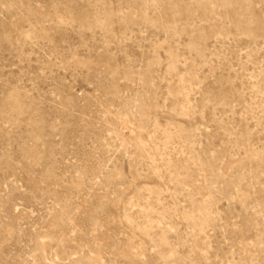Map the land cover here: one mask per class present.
Wrapping results in <instances>:
<instances>
[{
    "label": "rangeland",
    "instance_id": "obj_1",
    "mask_svg": "<svg viewBox=\"0 0 264 264\" xmlns=\"http://www.w3.org/2000/svg\"><path fill=\"white\" fill-rule=\"evenodd\" d=\"M0 264H264V0H0Z\"/></svg>",
    "mask_w": 264,
    "mask_h": 264
}]
</instances>
